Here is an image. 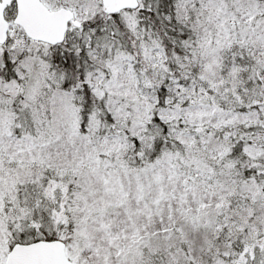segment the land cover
<instances>
[{
	"label": "snow or ice",
	"instance_id": "snow-or-ice-1",
	"mask_svg": "<svg viewBox=\"0 0 264 264\" xmlns=\"http://www.w3.org/2000/svg\"><path fill=\"white\" fill-rule=\"evenodd\" d=\"M0 264H264V0H0Z\"/></svg>",
	"mask_w": 264,
	"mask_h": 264
}]
</instances>
